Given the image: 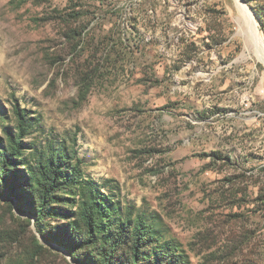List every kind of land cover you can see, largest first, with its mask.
<instances>
[{"label": "rangeland", "instance_id": "1", "mask_svg": "<svg viewBox=\"0 0 264 264\" xmlns=\"http://www.w3.org/2000/svg\"><path fill=\"white\" fill-rule=\"evenodd\" d=\"M245 13L264 45V0H0V138L28 109V161L63 142L186 264H264V62ZM23 180L0 195V264H101L68 228L72 196L40 232Z\"/></svg>", "mask_w": 264, "mask_h": 264}, {"label": "trees", "instance_id": "2", "mask_svg": "<svg viewBox=\"0 0 264 264\" xmlns=\"http://www.w3.org/2000/svg\"><path fill=\"white\" fill-rule=\"evenodd\" d=\"M13 112L17 123L15 132L6 130L5 137L0 138L5 143V147L0 143V195L14 196L16 191L12 185L18 184L20 178H24V186L29 189L39 188L41 197L32 215L40 232L48 218L62 216L59 205L65 201L66 194L72 196L69 199L77 207V212L72 213L77 219L68 228L79 234L80 225H83L86 235L79 238V242L84 240L85 246L96 248L101 264H166L168 257H171L168 264H186L184 255L173 244L160 242L143 214L135 221L131 215L125 217L111 195L104 193L95 181L82 178L77 152L70 151L65 143L58 146L50 142L43 149H36L28 161L25 139L40 119L25 108L16 106ZM19 163L26 172L18 168ZM2 183L4 192L1 191ZM45 238L58 242L56 244L82 263L80 247L75 246L74 239L64 238L60 242L48 235Z\"/></svg>", "mask_w": 264, "mask_h": 264}, {"label": "bare ground", "instance_id": "3", "mask_svg": "<svg viewBox=\"0 0 264 264\" xmlns=\"http://www.w3.org/2000/svg\"><path fill=\"white\" fill-rule=\"evenodd\" d=\"M244 34L247 43L252 46L259 58L264 62V45L257 36L256 27L251 13H245Z\"/></svg>", "mask_w": 264, "mask_h": 264}]
</instances>
